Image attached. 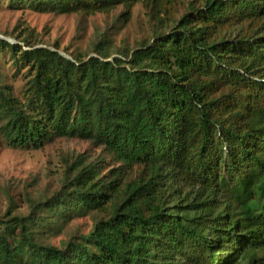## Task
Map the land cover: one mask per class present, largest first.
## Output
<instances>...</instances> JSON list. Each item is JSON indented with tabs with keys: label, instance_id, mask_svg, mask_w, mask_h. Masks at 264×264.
I'll list each match as a JSON object with an SVG mask.
<instances>
[{
	"label": "trees",
	"instance_id": "obj_1",
	"mask_svg": "<svg viewBox=\"0 0 264 264\" xmlns=\"http://www.w3.org/2000/svg\"><path fill=\"white\" fill-rule=\"evenodd\" d=\"M164 1L11 3L94 13ZM163 24L115 57L108 45L69 56L0 39V52L28 69L23 101L0 83L7 144L76 137L121 163L103 174L80 155L29 216L9 207L0 264H264V0H206ZM84 215L93 216L89 232L60 245L40 238Z\"/></svg>",
	"mask_w": 264,
	"mask_h": 264
},
{
	"label": "rangeland",
	"instance_id": "obj_2",
	"mask_svg": "<svg viewBox=\"0 0 264 264\" xmlns=\"http://www.w3.org/2000/svg\"><path fill=\"white\" fill-rule=\"evenodd\" d=\"M205 1L165 0L158 5L139 2L131 9L121 4L109 11L57 13L0 0V39L23 49H29V45L49 47L69 56L97 55L99 45H108L115 57L120 49L133 50L157 32L167 31L169 27L163 22L169 17L179 20L191 7H201ZM27 70L14 62L10 51L0 52V83L10 87L21 101ZM84 154L87 162L103 167V174L121 165L103 147L76 137L57 138L40 149L14 148L7 144L0 128V216L11 206L14 214L29 216L34 204L51 199L61 190L70 165ZM39 214L45 222L56 223L55 214L48 209ZM93 223L92 215L76 216L62 225V231L54 226L40 238L60 245L71 236L89 232Z\"/></svg>",
	"mask_w": 264,
	"mask_h": 264
}]
</instances>
